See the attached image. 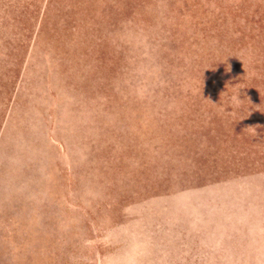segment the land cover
Listing matches in <instances>:
<instances>
[{"label":"rangeland","instance_id":"obj_1","mask_svg":"<svg viewBox=\"0 0 264 264\" xmlns=\"http://www.w3.org/2000/svg\"><path fill=\"white\" fill-rule=\"evenodd\" d=\"M0 264H264V0H0Z\"/></svg>","mask_w":264,"mask_h":264}]
</instances>
